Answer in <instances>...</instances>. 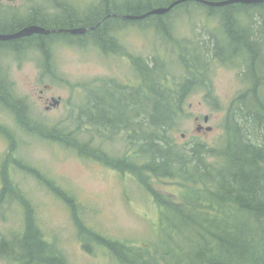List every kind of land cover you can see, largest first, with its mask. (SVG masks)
Returning <instances> with one entry per match:
<instances>
[{"label":"rangeland","instance_id":"obj_1","mask_svg":"<svg viewBox=\"0 0 264 264\" xmlns=\"http://www.w3.org/2000/svg\"><path fill=\"white\" fill-rule=\"evenodd\" d=\"M70 1L86 12L108 4L111 10H121L122 15L129 18L141 16L134 14L150 6L160 8L171 0ZM261 17L264 19V6L236 8L233 18H237L239 24L227 25L199 14L194 19L180 18L174 25L176 37L170 28L160 27L153 17L150 22L115 19L106 29L109 36L116 37L114 44L99 43L108 41L102 36L85 38L86 43L84 40L72 43L71 38L65 37L57 38L59 42H46L44 50L51 55L49 63L46 61L48 73L37 42L33 49H21L16 57L4 61L13 83V98L28 106L31 118L51 128L76 131L81 144L101 151L99 159H93L61 143L26 133L18 125L17 110L11 113L0 104V193L5 178L13 190L21 191L32 209L41 247L48 253L57 250L55 254L50 252V258L54 257L60 264H122L103 242L95 240L85 245L79 226L130 247L154 248L160 239L157 226L161 199L181 202L183 180L157 176L143 169L137 178L130 171L122 172L107 165L106 156L122 159L137 146L130 140L132 134L122 126L116 130L94 126L87 113L100 121V99L106 103L102 106L109 108L112 114L113 109L108 106L113 102L111 97L114 104L117 100L123 106H128L127 100L137 92L144 97L143 80L138 71L143 63L155 66L157 71L153 76L159 84L177 88L192 77L185 69L180 52L188 47L190 52L199 47L204 55V76L199 82L200 88L185 98L182 119L171 137L188 148L194 143H204L209 148L222 147L231 126L230 110L239 109V99L253 87L249 68L263 79L260 92L264 99V38L260 39L262 48L253 64L255 39L250 38L248 24V20L253 19L256 42L258 31H264ZM22 51L26 58H22ZM54 100H58L59 105L55 106ZM130 108L134 120L144 122V110ZM238 126L244 135L249 129L247 137L253 143H262L263 139L251 124L243 121ZM55 188L68 195V201L58 196ZM26 218L23 207L13 197L0 205V243L3 238L10 241L22 255L25 246L19 243L26 242L22 237L29 232ZM35 258V264H48L46 254L35 253ZM0 264L12 263L10 259L0 258Z\"/></svg>","mask_w":264,"mask_h":264},{"label":"trees","instance_id":"obj_2","mask_svg":"<svg viewBox=\"0 0 264 264\" xmlns=\"http://www.w3.org/2000/svg\"><path fill=\"white\" fill-rule=\"evenodd\" d=\"M176 1L178 0H171L169 4L160 8L169 7ZM253 6H264V3L213 7L190 0L177 5L164 15L150 16L141 22H150L153 17L160 27L170 28L172 33L178 19L185 17L194 19L198 14L208 17L207 19L216 18L227 25L239 24L237 18H233V11L239 7ZM150 7L134 15H143L157 8ZM115 13L124 14L121 10ZM115 19L122 20L121 17ZM252 22L253 19L248 20L250 38L254 31ZM100 33H103L102 27H99L95 34L98 36ZM172 35L176 37L174 33ZM215 39L216 37L214 42L217 43ZM109 42L105 40L104 44ZM189 49L185 48L180 53L183 54L185 69L192 77L179 84L177 88L170 89L159 84L153 76L157 71L155 66L150 67V64L143 63V66H138V71L143 80L144 97L138 92L133 94L127 100L129 107L118 104L117 100L114 104L111 97L113 102L109 104L113 109L112 114L109 108L102 106L106 103L100 99L98 101L100 121L87 113L94 126L115 130L122 126L132 134L130 140L137 146L122 159L106 156L104 162L107 165L122 172L130 171L136 177L141 175L143 169L157 176L183 180L181 202L172 203L169 199L160 198L163 201L157 226L159 242L154 244L152 250L140 249L123 242L108 240L79 226L81 239L85 245H90V242L95 240L103 242L108 252L122 264H264V99L260 91L256 93L250 90L241 96L240 108L230 110L231 114L228 117L231 126L228 127L227 139L222 147L209 148L204 143H194L191 148L179 145L171 137V133L182 119L185 98L200 88L199 82L205 71L202 51L199 47H195L191 52ZM219 53L221 52L218 51ZM1 94L4 95L3 92ZM21 106L22 103L18 102L20 118L28 111V107ZM130 107L136 111L139 108L144 110L146 115L144 122L138 123L134 120ZM243 121L258 131L263 139L262 143L255 144L247 137L250 136L249 129H246V135L242 133L238 123ZM18 125L26 133L61 143L77 150L83 156L99 159L101 151L97 152L89 145L81 144L76 131L67 132L65 129L48 127L31 116L19 119ZM27 169L30 170L28 167ZM54 191L68 201V195L58 188ZM9 196L19 201L27 217L29 232L22 237L26 242L19 244L25 246L26 255H35L42 247L37 239L39 233L32 209L29 208V203L21 191L15 188L13 190L11 183L5 178L0 193V205L12 198ZM10 243L2 239V244Z\"/></svg>","mask_w":264,"mask_h":264},{"label":"flooded vegetation","instance_id":"obj_3","mask_svg":"<svg viewBox=\"0 0 264 264\" xmlns=\"http://www.w3.org/2000/svg\"><path fill=\"white\" fill-rule=\"evenodd\" d=\"M106 1L107 0H105V2ZM74 4L75 2L72 3L70 0H0V37L15 36L31 27H37L46 31L43 33L22 36L16 39L0 40V56H4L0 57V104L11 113H16L17 110V121L19 119L29 118V110L25 112L26 115L21 116L20 118L17 109L18 101H16L12 95L13 83L10 80V74L7 71L8 66L5 64V60L16 57L17 52L21 49L25 50L28 48L31 50L34 46L36 47V45H40V48L42 49V57L44 58V68L46 69V61L49 63L50 57L49 52L44 50L46 49V42L54 43V40L59 42L61 40H57V38L60 37L71 38L70 41L72 43L78 41L81 42L85 38L89 39L93 36H97L95 34L96 31L99 27H102L103 33L105 34L103 35V33H100L98 36H107L106 38H109L108 40L110 41V44L115 41L116 37H111L107 34L108 31L106 32V29L109 27L108 23L115 19V17H121L124 21L125 19H128L125 15L116 14L115 12L118 10H111L108 4H105V6L101 5L100 8L92 9L90 7L91 9H88L87 12L85 10L80 11ZM75 30L83 31L80 32V34L72 33V31ZM258 38L259 39L255 42L257 39V33L253 31L251 38L252 40L255 39L253 40L255 49L252 53L251 60L253 64L258 59V54L261 51L262 42L260 39L264 38V32L258 31ZM104 41L105 40H101L99 43L103 44ZM35 42L38 44L35 45ZM83 42H85V40ZM113 49L114 47H112V50ZM24 54L25 53L22 51V58H26V54ZM235 56H238L239 58L241 57V59L243 58L242 55L239 54H236ZM249 70V78L250 81L253 82L251 90L257 93V91H260L263 86V79H261L262 77L260 76L256 77L253 69L249 68ZM46 72L48 73V70ZM1 92H3L4 95H2ZM21 107L27 108L28 106L22 103ZM56 251V249H52L50 252L56 253ZM50 252L48 253V250L43 247L41 248V251H39L40 254H46L48 264H60L58 263L59 260H56L54 257H49ZM0 258L10 259L12 264H35L34 260H36L35 255L30 256L25 253L22 255L17 252L11 243H0Z\"/></svg>","mask_w":264,"mask_h":264},{"label":"water","instance_id":"obj_4","mask_svg":"<svg viewBox=\"0 0 264 264\" xmlns=\"http://www.w3.org/2000/svg\"><path fill=\"white\" fill-rule=\"evenodd\" d=\"M186 1H190V0H178L174 3H172L169 7L166 8H158V9H154L146 14H143L141 16L138 17H129L128 19L130 20H144L145 18H148L150 16H154V15H164L166 13H168L169 11H171L174 7H176L177 5L184 3ZM193 1H197L209 6H213V7H224V6H228V5H233V4H244V5H249V4H263L264 0H226V1H219V2H213V1H206V0H193ZM83 30H76V31H72V33L76 34V33H80ZM46 32L43 29L37 28V27H31L28 28L26 30H24L23 32L15 35V36H10V37H0V40H8V39H16V38H20L22 36H28V35H32L34 33H43ZM59 101L58 100H54V105L57 106L59 105ZM208 117H206V121H208ZM209 130H211V128H209Z\"/></svg>","mask_w":264,"mask_h":264},{"label":"bare ground","instance_id":"obj_5","mask_svg":"<svg viewBox=\"0 0 264 264\" xmlns=\"http://www.w3.org/2000/svg\"><path fill=\"white\" fill-rule=\"evenodd\" d=\"M156 9H158V8H156ZM150 11H152V10H149L148 12H150ZM148 12H147V13H148ZM145 14H146V13H145ZM137 16H138V15H137Z\"/></svg>","mask_w":264,"mask_h":264}]
</instances>
